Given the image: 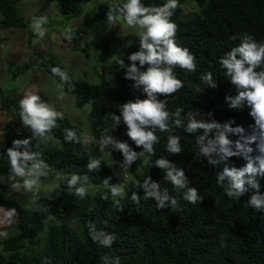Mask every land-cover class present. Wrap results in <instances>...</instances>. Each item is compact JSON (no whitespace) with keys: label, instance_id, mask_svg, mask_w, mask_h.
I'll return each mask as SVG.
<instances>
[{"label":"trees","instance_id":"obj_1","mask_svg":"<svg viewBox=\"0 0 264 264\" xmlns=\"http://www.w3.org/2000/svg\"><path fill=\"white\" fill-rule=\"evenodd\" d=\"M23 0H0V28L24 29L30 21L21 13L19 5ZM61 15L71 18L83 17L79 26L72 30L71 39L66 37L74 50L81 43L95 49H106L111 38V24L107 20L108 9L127 0H96L85 6L83 0H54ZM146 6L162 5L166 0H141ZM172 21L178 25L176 43L188 48L194 55L196 70L189 72L174 69L184 87L167 97L168 110L183 108L185 115L189 111H199L197 119H214L223 123L229 119L235 121L232 127H243L247 134L252 131L254 121L246 106L231 109L225 96H235L236 89L225 75L219 60L232 47L239 45L240 37L251 34L259 42H264V0H178ZM191 2L197 11L183 15L182 5ZM29 54L18 65L19 73L41 67L59 85L60 78L51 69L59 67L71 78L74 88L69 91L63 85V92L72 95L76 108L89 104L87 123L93 138L99 139L105 131L122 137L134 151H141L126 135V125L121 123L115 128L111 114L120 115L119 105L137 98L144 99L142 91L132 88V81L125 79V73L116 63V59L104 63L97 69L98 80L91 82L85 77L73 74L63 63L48 56L44 51L35 49L28 40ZM137 51L131 45L119 58L124 64L128 57ZM147 65L141 70H146ZM211 72L216 79L215 89L205 87L200 93L197 87H204L201 77ZM109 77H112L109 79ZM159 99H165L161 96ZM0 106L4 111L14 108L15 118L21 129L19 101L8 96L7 90L0 86ZM212 113L209 117L207 114ZM58 127L49 134L50 139H32L33 150L42 153V159L52 171L70 175L88 174L89 181L104 186V179L111 177L110 185L118 182L120 176L134 173V180L122 195L112 196L109 190L95 192L87 188L84 198L74 195L65 180L60 179L47 193L37 197L32 204L6 194L1 187V177L10 175V162L7 149L14 140L31 137L14 136L6 138L0 148V206L15 208L18 212L16 230L8 233L0 241V264H103L102 257L119 258L120 264H264V211L248 206L247 201L255 190L250 189L239 198L225 203L227 197L224 187L216 182V174L223 166H209L204 158H197V135L189 134L183 128H174L171 133L156 130L159 143L152 161L165 157L176 167L183 168L191 187H196L203 200L195 205L177 197L179 208L157 209L156 201L144 199V190L139 187L150 176L161 188H167L170 195L176 196L164 171L154 164L144 163L137 170L138 161L128 171L118 165L111 166L102 152L88 144L83 128L63 114L57 120ZM74 130L80 143L65 141L64 129ZM30 131V130H29ZM176 135L180 139L182 153L172 155L166 151L167 138ZM213 138V134H209ZM236 140L238 137H228ZM38 148L35 149V145ZM252 147H255L253 144ZM255 155V153H253ZM91 159H99V171L87 173L86 165ZM122 161L123 156L116 151L113 158ZM230 166L243 167L246 161L242 157L230 158ZM137 170V171H136ZM259 192L264 195V177H258ZM140 196V203L131 200L132 193ZM106 194L108 199H101ZM220 209L215 213L217 203ZM42 205L47 211H34ZM218 207V206H217ZM121 209H123L121 211ZM94 224L97 230L112 233L116 240L111 247H103L93 242L89 236L88 225ZM108 264H113L110 260Z\"/></svg>","mask_w":264,"mask_h":264},{"label":"clouds","instance_id":"obj_2","mask_svg":"<svg viewBox=\"0 0 264 264\" xmlns=\"http://www.w3.org/2000/svg\"><path fill=\"white\" fill-rule=\"evenodd\" d=\"M21 4V3H20ZM179 7L178 0H166L162 5L146 6L141 0H127L126 3L116 4L108 9L107 20L109 24L116 25L123 20L129 28L139 29L138 51L132 53L128 59L132 63L125 65L123 60L116 58L120 68L126 67L125 79L132 81L134 90L142 91L144 99L129 100L119 105L120 115L111 114V120L117 128L121 123L126 125L127 137L141 151H134L126 142L117 139L110 133H105L100 139L101 150L110 148L122 154L123 160L111 159L110 164L118 165L124 171H128L131 165L145 157L144 163L151 164L164 171V178L169 181L176 196L170 195L167 188H161L158 182L147 176L139 187L144 190V199L152 198L156 201V208L162 209L171 206L179 208L177 197L190 204L201 203L203 197L196 187H191L190 181L183 168H178L165 157L152 161L155 155V145L159 143V137L155 134L160 132L171 133L174 128H183L186 133L195 134L202 130V135H197L198 145L197 158H204L209 166H223L222 171L216 174V182L223 186L226 196L234 201L241 196L255 190L249 197L248 206L264 211V195L259 192L257 177H264V42H259L251 34L245 33L240 37L239 45L232 47L220 58L219 63L225 70V75L230 77L231 84L236 89L235 96H225V100L231 109H250L249 115L254 121L250 134L239 125L232 127L234 120L229 119L220 123L214 119L205 121L197 119L200 112L189 111L185 115L183 108L175 111L168 110L167 97L184 87L183 81L177 78L174 69L194 72L196 61L188 48H182L176 43L178 25L172 21L175 10ZM20 8V7H19ZM21 13V12H20ZM48 22L46 16H41L33 21V30L38 37L43 38L46 30L42 27ZM71 39V32H68ZM139 63V67L137 63ZM147 65L146 70H141ZM51 72L60 78L58 85L61 97L64 95L63 85L69 86V91L74 88L71 78L66 71L59 67H53ZM112 77H109L111 79ZM204 87H197L200 93L205 87L215 89L216 79L211 72L202 75ZM165 99H159V97ZM20 120L24 127L31 132V137L18 139L12 142V147L7 149V157L10 162L9 181L14 190H23L25 193L38 192L40 180L47 177L52 171L50 165L42 159V153L33 150L32 139L47 140L53 129L58 127L57 120L63 119V113L57 112L49 103L44 102L35 93L25 95L19 101ZM89 110H91L89 106ZM209 117L212 113L207 114ZM65 141L80 143L81 138L71 129H64ZM213 138H209V134ZM238 139L231 140L229 135ZM255 147H252V145ZM38 144L35 145V149ZM166 151L172 155L182 153L180 139L176 135L167 138ZM255 153V155H253ZM242 157L246 164L237 168L230 166V158ZM101 161L91 159L86 165L87 173L99 171ZM60 179L65 180L69 190L74 195L84 198L87 192L85 185L89 182L88 174L70 175L59 174ZM111 177L104 179L103 183L110 189L112 196H119L122 192L120 185H110ZM101 199H108L106 194ZM135 204L140 203V196L135 192L131 195ZM47 211L42 205L34 208V211ZM123 209H121L122 211ZM18 212L15 208L0 206V226L10 227L17 223ZM89 236L93 242L103 247H111L116 240L112 233L97 230L94 224L88 225ZM7 231H0V238H6ZM103 264L111 260L113 264H120L119 258L112 259L108 255L103 256Z\"/></svg>","mask_w":264,"mask_h":264},{"label":"rangeland","instance_id":"obj_3","mask_svg":"<svg viewBox=\"0 0 264 264\" xmlns=\"http://www.w3.org/2000/svg\"><path fill=\"white\" fill-rule=\"evenodd\" d=\"M83 2L85 6H88L96 0H83ZM19 7L21 14L30 21V24L24 29L0 28V86L7 90L8 96H14L18 101L29 93L39 95L44 102L49 103L57 112L63 113L73 122L79 124L84 130L85 141L97 147L102 152L103 157L110 162L116 151L110 148L105 149V151L101 150L99 143L101 138L95 139L90 134L87 123L89 104L80 109L76 108L72 95L64 93L61 97L60 89H58L59 84L46 74L41 67H34L25 73H19L18 65L25 60L30 52L27 46L28 40H30L35 49L42 50L48 56L65 64L73 74L85 77L91 82H96L98 80L97 69L101 65L116 58H121L131 45L136 46L137 51L139 50V29L129 28L121 20L118 24L110 26L112 35L105 50L92 48L86 45L85 42L79 46V49L83 48L82 50H74L65 38L68 37L69 31L72 34V30L82 23L83 17L71 18L68 15H61L54 0H23ZM182 11L183 15H189L197 11V6L194 3L187 2L182 5ZM41 16H46L48 19V22L42 26L46 30L43 38L38 37L32 27L34 19ZM131 63L130 61L126 66ZM136 63L139 67V63ZM122 72L126 73V67L122 68ZM105 133H110L123 141L119 135L110 131H105ZM28 135H31L29 130L21 129L18 126L14 108L11 107L10 111H4L0 106V148L6 138ZM142 162L143 157L138 160L137 170L140 169ZM58 173L57 171H51L47 177H42L38 192L25 193L23 190H14L11 186L12 182L8 179L9 176L1 177V187L6 194L21 201L22 204L30 205L37 197L49 192L55 186L60 180ZM134 173L119 177L116 184L122 188L120 195L134 180ZM85 186L95 192L107 189L105 186L90 181ZM107 190L110 191V189ZM230 200V198L225 197V203L223 204L225 205ZM221 206L220 202L217 203L215 213ZM15 230L16 223L10 227L0 226V231L10 233L15 232Z\"/></svg>","mask_w":264,"mask_h":264}]
</instances>
